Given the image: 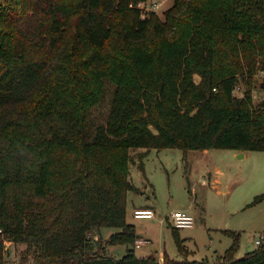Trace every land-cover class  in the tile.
Masks as SVG:
<instances>
[{
  "label": "trees",
  "instance_id": "16d2710c",
  "mask_svg": "<svg viewBox=\"0 0 264 264\" xmlns=\"http://www.w3.org/2000/svg\"><path fill=\"white\" fill-rule=\"evenodd\" d=\"M147 1L0 0V264L6 242L33 264H264L232 230L216 262L173 226L183 258L136 253L131 168L151 149L264 151V0H173L164 18Z\"/></svg>",
  "mask_w": 264,
  "mask_h": 264
},
{
  "label": "rangeland",
  "instance_id": "374dc122",
  "mask_svg": "<svg viewBox=\"0 0 264 264\" xmlns=\"http://www.w3.org/2000/svg\"><path fill=\"white\" fill-rule=\"evenodd\" d=\"M154 3L159 7L154 9ZM172 4L173 0H148L141 6L164 18ZM244 90L245 84L241 83L235 94L242 96ZM262 101L264 73L259 72L253 82V102L258 106ZM131 177L139 189L128 193L127 221L149 240L135 247L139 256H156L159 250L172 257H184L179 254L172 224L167 221L176 210L190 213L195 220L193 227L179 229L189 259L218 261L233 242L226 232L229 230L241 234L237 257L264 244V199L254 203L255 197L264 193V151L213 148L190 150L185 156L179 148L151 149L145 158V172L133 165ZM143 206L152 208L155 216L136 218L135 209ZM117 230L105 227L102 235L106 238ZM258 239L262 240L260 244L256 243ZM100 240L96 239L94 245ZM5 244L7 264L34 263L27 244ZM108 247L121 258L128 245L116 243Z\"/></svg>",
  "mask_w": 264,
  "mask_h": 264
},
{
  "label": "built area",
  "instance_id": "2783aa9c",
  "mask_svg": "<svg viewBox=\"0 0 264 264\" xmlns=\"http://www.w3.org/2000/svg\"><path fill=\"white\" fill-rule=\"evenodd\" d=\"M157 7H159V5L154 3L153 8L156 9ZM134 215L136 218L141 219L152 218L155 216V211L152 208L139 207L135 209ZM170 219L172 226L178 229L193 227L195 223L194 217L184 210H176L171 214ZM261 241L262 240L258 239L256 243L260 244ZM147 242H149L148 239L141 238L136 241L135 246L140 247L142 244Z\"/></svg>",
  "mask_w": 264,
  "mask_h": 264
},
{
  "label": "crops",
  "instance_id": "0c3cea01",
  "mask_svg": "<svg viewBox=\"0 0 264 264\" xmlns=\"http://www.w3.org/2000/svg\"><path fill=\"white\" fill-rule=\"evenodd\" d=\"M264 73V72H263ZM238 152H240V151H238ZM143 207H147V206H143ZM153 218V217H152ZM142 219H149V218H142ZM167 221H169L170 223H171V219L168 217L167 218ZM138 232V231H137ZM138 235H139V233H138ZM139 237H140V239L142 238L141 237V235H139ZM187 249V248H186ZM158 251V254L159 255H156V256H154V257H156L159 261H161V260H163V258H164V256H165V254H168L166 251H164V253L162 252L161 253V251H159V250H157ZM250 252V251H249ZM107 254L110 256V257H113V258H116V259H118V257L117 256H114L113 255V253H111L110 252V249H109V247L107 248ZM138 255V254H137ZM169 255V254H168ZM139 256V255H138ZM149 256H152V255H149ZM170 256V255H169ZM178 256V255H177ZM144 257H148V256H144ZM172 257V256H171ZM236 257H237V255H236ZM237 258H241V257H237Z\"/></svg>",
  "mask_w": 264,
  "mask_h": 264
},
{
  "label": "water",
  "instance_id": "95a60500",
  "mask_svg": "<svg viewBox=\"0 0 264 264\" xmlns=\"http://www.w3.org/2000/svg\"><path fill=\"white\" fill-rule=\"evenodd\" d=\"M243 155V154H242ZM94 253H96V251H94Z\"/></svg>",
  "mask_w": 264,
  "mask_h": 264
}]
</instances>
